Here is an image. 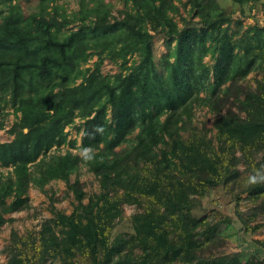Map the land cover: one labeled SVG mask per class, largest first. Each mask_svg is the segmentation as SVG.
I'll list each match as a JSON object with an SVG mask.
<instances>
[{"label": "trees", "instance_id": "1", "mask_svg": "<svg viewBox=\"0 0 264 264\" xmlns=\"http://www.w3.org/2000/svg\"><path fill=\"white\" fill-rule=\"evenodd\" d=\"M50 1L24 14L17 2L0 0V109L19 112L12 137L0 140V164L10 166L0 175V225L4 213L28 205L29 182L61 178L74 201L36 230H12L0 264H243L235 254L202 255L215 225L190 209L216 184L234 199L243 191L264 204V157L257 155L264 149V25L243 27L215 0H184L198 21L181 26L172 0H130L112 19L101 0L91 10L80 0L79 23L61 32L44 13ZM153 32L171 46L160 68ZM103 52L120 59L111 77L99 70ZM133 52L136 61L127 63ZM91 54L98 59L81 68ZM252 70L254 85L239 83ZM199 99L214 113L209 133L185 127ZM75 115L85 151L46 155ZM79 162L98 182L86 201L77 181L68 182ZM123 203L138 207L129 217L132 232L111 236Z\"/></svg>", "mask_w": 264, "mask_h": 264}, {"label": "rangeland", "instance_id": "2", "mask_svg": "<svg viewBox=\"0 0 264 264\" xmlns=\"http://www.w3.org/2000/svg\"><path fill=\"white\" fill-rule=\"evenodd\" d=\"M17 2L24 14L35 11L38 6V0H12ZM176 5V12L172 13L174 20L178 26L184 22L196 23L198 16L195 15L184 0H172ZM218 8L225 13H230L231 17H239L242 26L256 23L264 25V0H255L244 5H239L232 0H215ZM87 9L91 10L94 0H83ZM104 8L107 10L108 18L121 17L125 11L131 7L130 0H101ZM80 0H52L45 7V15H54L61 25V32H67L69 29L75 28L79 23L78 16ZM93 17L90 13L89 17ZM153 58L156 67H161V56L167 54L168 49L164 43V36L161 32H153L152 35ZM99 62V70L102 74L111 77L119 69V58H111L105 52ZM136 53L127 55V63L134 62L137 59ZM95 54H91L89 58L81 63V68L85 66L91 67L97 60ZM203 61L209 63L211 58L209 54L203 56ZM258 72L252 70L248 72L241 81L242 85H254V77ZM79 79H76L78 81ZM199 95H202L200 93ZM229 97L226 103L230 104ZM233 108V107H232ZM189 121L185 127L191 126L204 127L208 133L212 130L211 123L214 113L203 102L196 100L192 103L189 110ZM18 111L6 104L0 109V140H9L12 134L9 129L14 121L17 120ZM107 116L109 113L106 114ZM81 118L77 115L66 123L63 127L65 138L59 145H52L46 152L48 154L63 153L66 150L82 154L85 149H81L79 145ZM182 130V129H181ZM213 131V130H212ZM133 133L128 135L127 141L122 144H129L132 140ZM72 141V143H71ZM259 157H264V149L257 152ZM237 167L241 173H245L242 163H237ZM32 170L34 167L29 166ZM10 166L0 164V175H5ZM35 174V173H34ZM77 181V185L84 192L83 201H86L88 195L98 191L97 177L89 169L85 162H79L77 166L68 173V182ZM28 197V205L22 209L4 213L5 221L0 225V261H4L7 252L4 250L8 244L10 232L13 230L20 234L26 230H36L40 223L48 217L53 216L55 210H61L68 213L72 208L73 192L67 183L61 178H50L46 183L38 186L34 182H29L26 188ZM197 202L191 207V214L195 217L205 216L206 219L215 225V235L211 241L206 244L202 250L203 256L235 254L243 264H264V204L251 201L245 192L238 193V198L234 199L231 193L226 192L221 184L210 186L202 196L197 197ZM120 218H116L114 226L111 228V236L116 233H131L132 227L129 217L138 210V207L132 203H123ZM45 264H61L59 259H54Z\"/></svg>", "mask_w": 264, "mask_h": 264}, {"label": "clouds", "instance_id": "3", "mask_svg": "<svg viewBox=\"0 0 264 264\" xmlns=\"http://www.w3.org/2000/svg\"><path fill=\"white\" fill-rule=\"evenodd\" d=\"M252 181L255 182L254 178H252Z\"/></svg>", "mask_w": 264, "mask_h": 264}]
</instances>
